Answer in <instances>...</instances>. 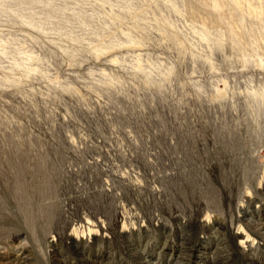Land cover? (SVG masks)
I'll return each instance as SVG.
<instances>
[{"label":"clouds","instance_id":"1","mask_svg":"<svg viewBox=\"0 0 264 264\" xmlns=\"http://www.w3.org/2000/svg\"><path fill=\"white\" fill-rule=\"evenodd\" d=\"M264 176V0H0V215Z\"/></svg>","mask_w":264,"mask_h":264},{"label":"rangeland","instance_id":"2","mask_svg":"<svg viewBox=\"0 0 264 264\" xmlns=\"http://www.w3.org/2000/svg\"><path fill=\"white\" fill-rule=\"evenodd\" d=\"M77 199L37 230L0 215V264H264V176L220 169Z\"/></svg>","mask_w":264,"mask_h":264}]
</instances>
